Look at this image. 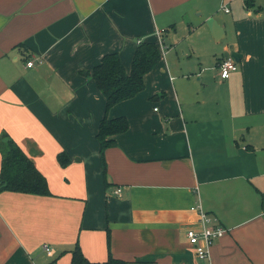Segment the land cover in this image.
Wrapping results in <instances>:
<instances>
[{"label": "crops", "instance_id": "obj_1", "mask_svg": "<svg viewBox=\"0 0 264 264\" xmlns=\"http://www.w3.org/2000/svg\"><path fill=\"white\" fill-rule=\"evenodd\" d=\"M140 41L161 57L107 110L128 127L101 152L92 68L116 51L129 71ZM2 130L50 193L0 191V264H70L76 244L95 262L264 264V0H0ZM208 223L224 232L199 258L185 232Z\"/></svg>", "mask_w": 264, "mask_h": 264}, {"label": "trees", "instance_id": "obj_2", "mask_svg": "<svg viewBox=\"0 0 264 264\" xmlns=\"http://www.w3.org/2000/svg\"><path fill=\"white\" fill-rule=\"evenodd\" d=\"M247 7L254 6L255 0H243ZM161 57L154 42L140 41L134 50L129 71H126L116 51L105 53L92 68V77L105 97V114L100 119L97 138L100 151L114 144L112 135L127 129L125 116L108 117L107 110L115 103L132 97L144 87L143 75ZM0 191L4 189L49 194L45 176L34 165L21 147L5 131L0 132ZM58 163L66 165L70 158L64 151L57 154ZM123 259L108 254L101 262L87 259L79 245L71 250L70 264H126ZM49 264H54L50 262Z\"/></svg>", "mask_w": 264, "mask_h": 264}, {"label": "built area", "instance_id": "obj_3", "mask_svg": "<svg viewBox=\"0 0 264 264\" xmlns=\"http://www.w3.org/2000/svg\"><path fill=\"white\" fill-rule=\"evenodd\" d=\"M227 10V8H224ZM28 66L33 65L32 60L27 61ZM237 63L231 56H225L220 59L217 63V69L219 71V76L221 78H228L232 71L236 70ZM115 192H119L120 188H116ZM192 209H196L199 215V219L206 223L209 222L210 219L203 210L199 206L192 207ZM206 224L201 230H195L190 227L186 230L185 234L188 239V242L193 246L194 252L199 258H207L209 256V247L212 242L224 232V228L221 226H207ZM43 249L47 254H52L53 249L49 247L47 244H43Z\"/></svg>", "mask_w": 264, "mask_h": 264}, {"label": "rangeland", "instance_id": "obj_4", "mask_svg": "<svg viewBox=\"0 0 264 264\" xmlns=\"http://www.w3.org/2000/svg\"><path fill=\"white\" fill-rule=\"evenodd\" d=\"M211 1V5H213V7H214V9L215 8H219V5H220V0H210ZM217 12H220V10L219 9H217L216 10ZM181 37V36H180ZM180 40H181V43L182 44H187L188 43V40H185L184 38H180ZM168 41V40H167ZM178 49V48H177Z\"/></svg>", "mask_w": 264, "mask_h": 264}, {"label": "water", "instance_id": "obj_5", "mask_svg": "<svg viewBox=\"0 0 264 264\" xmlns=\"http://www.w3.org/2000/svg\"><path fill=\"white\" fill-rule=\"evenodd\" d=\"M206 22L209 24V26H211L210 24L213 22V18H208L206 20ZM211 27H213V25ZM231 55L237 60V53L236 52H232Z\"/></svg>", "mask_w": 264, "mask_h": 264}]
</instances>
